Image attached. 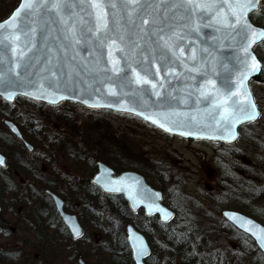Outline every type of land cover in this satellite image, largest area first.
Here are the masks:
<instances>
[{
	"label": "rangeland",
	"instance_id": "obj_1",
	"mask_svg": "<svg viewBox=\"0 0 264 264\" xmlns=\"http://www.w3.org/2000/svg\"><path fill=\"white\" fill-rule=\"evenodd\" d=\"M251 87L260 115L232 144L187 142L132 115L88 111L73 102L50 106L19 98L8 105L0 98V149L9 163V170L0 172V264H80L78 259L105 264L107 254L123 252L114 226L126 241L127 221L110 220L109 198L103 196L95 207L88 186L91 163L99 160L118 170L137 169L155 184L164 180L180 194L173 203H184L187 212H182L202 226L218 227L222 205L242 207L264 221V84L252 82ZM6 119L22 128L36 146L34 154L10 137ZM218 159L224 161V174L212 180L209 169ZM226 182L229 186L221 187ZM47 188L60 194L86 228V241L72 249ZM213 233L219 244L234 241L227 228Z\"/></svg>",
	"mask_w": 264,
	"mask_h": 264
},
{
	"label": "water",
	"instance_id": "obj_2",
	"mask_svg": "<svg viewBox=\"0 0 264 264\" xmlns=\"http://www.w3.org/2000/svg\"><path fill=\"white\" fill-rule=\"evenodd\" d=\"M23 2L24 0H20L12 13L0 23L9 20ZM67 2L73 6L70 9L73 13L72 20H82L81 26L87 35V28L95 22V10L89 7L88 0H67ZM115 2L119 5L120 0H115ZM145 2L156 5L157 22L160 26L168 30L172 25L176 31L186 34L185 38L179 42V49L176 53L183 63L177 61L170 72L161 71L155 77H148L157 84L156 89H152L151 84L140 85L134 82L133 69L141 70V64L138 63L140 61H143V66L147 67V60L153 54L152 49L155 47L153 41L156 39L154 35L151 37L148 35L155 31L151 24L144 25L143 30H140L141 18L136 13H133L136 25L133 28L131 24H128L119 7L117 9L106 7L105 9L108 14L109 28L116 30L110 34L115 36L123 31V26L127 24V34L139 45L133 48L127 39L125 43L117 40L116 43L120 48L128 45L126 51L132 64V67L128 68L125 60L121 59L124 54L114 47L111 59L118 60L117 67L124 69L117 75L113 71H102L105 68L109 70L113 68L108 49L111 41H108L103 48H100L96 42L89 44L81 42L79 45L66 47L68 41L65 39V24L61 22L55 11L42 8L29 21H25L35 29L34 32L29 33L27 39L21 35L20 41L13 43L8 49L0 45V97L7 103H14L18 96L50 105L70 101L88 110H111L136 116L169 135L221 143L234 142L239 137L242 124H249L259 117L260 111L250 82L251 80L261 81L260 70L263 64L254 48L262 40H258L250 49L260 67L245 81L257 115L253 120L242 119L235 125L233 129L236 134L235 139H221L220 133L213 127L215 121L211 119V115L215 112L216 100L202 97L197 89L203 86L206 93L218 94L223 99L226 96V90L238 83L239 73L235 72L236 57L243 55L237 47L239 37L216 24L215 21H212L210 26H206L209 24L207 20L200 22L198 32H190L184 27L187 23L186 9L177 7L182 0H145ZM251 13L248 14V22L254 29L264 31L263 27L256 25L250 19ZM145 18L151 20V17ZM64 20H68L67 13L64 14ZM141 36L143 39L140 38ZM25 44L28 45L27 48ZM22 49L23 56L20 55ZM180 49H183L182 55ZM158 64V60L152 61L153 72ZM46 69L56 71L57 75L52 76L51 72ZM209 80L215 87L208 84ZM50 81L55 83V87H49ZM161 84L163 87H160ZM41 85H43L42 88ZM157 92L159 96L156 95ZM229 103H231L230 100ZM145 116L149 119L146 120ZM165 117L167 121H175V123L166 122ZM216 119H220L219 115ZM153 120L156 123H153ZM161 123H164L163 128L160 127ZM5 126L23 143L28 152H34L35 146L24 137L21 129L13 120H5ZM189 132L192 134L188 135ZM0 161H2L0 167L6 168L7 158L2 152H0ZM97 168L98 171L91 178L92 184L105 194L122 195L133 213H137L142 208L146 216L158 214L164 223H169L175 218V211L163 203L162 191L147 183L142 174L135 171H124L116 175L113 168L101 161L97 162ZM46 193L53 199L54 206L73 239L82 238L85 231L77 214L65 210V202L59 195L51 190H46ZM221 211L228 222L251 237L260 252L264 253V246L253 235L254 231L259 234V230L264 229L263 223L238 210L224 209ZM241 220L252 223H245L241 227ZM126 231L134 263L146 264L145 260L151 253L147 238L133 224H127ZM140 248L146 250L143 256L138 255ZM80 262L84 264L82 259Z\"/></svg>",
	"mask_w": 264,
	"mask_h": 264
},
{
	"label": "snow or ice",
	"instance_id": "obj_3",
	"mask_svg": "<svg viewBox=\"0 0 264 264\" xmlns=\"http://www.w3.org/2000/svg\"><path fill=\"white\" fill-rule=\"evenodd\" d=\"M89 7L95 10V22L89 26L86 30L87 35L83 29L82 20L73 21V13L70 9L73 7L68 4L67 0H24L22 4L19 5L17 11L3 23H0V45H3L5 49L11 47L13 43L20 41L21 35L25 36L27 39L29 33L34 32L35 29L31 28L30 25L26 24L25 21H29L40 9L48 8L50 11H55L59 16L61 22L66 26L65 39L68 41L66 47H71L72 45H79L81 42L89 44L96 42L100 48H103L108 41L111 44L108 45L110 62L113 64L111 70L105 68L102 71L108 72L113 71L117 75L124 71V69L118 68V60L111 59L112 49L115 47L116 50L124 55L121 59L125 60L128 68L132 67L130 62V57L125 45V48H120L117 45V40L121 43H125L127 39L128 43L131 44L133 48L139 47L135 41L131 39V36L127 34V24L123 26L124 30L117 33L115 36L111 35V32H115V29H110L107 20V8L117 9L124 13L128 24H131L133 28L136 27L135 20L133 19V13H136L141 18L140 30H143L144 25L151 24L154 32L149 33V37L155 36L153 43L155 47L152 49V55L149 56L147 60V67L143 66L144 62L140 61L141 70L135 71V83L140 85L151 84L152 89L157 88V84L153 83L148 77H155L159 75L161 71L170 72L171 69L176 65L177 61L181 64L180 57L177 56V49H179V42L185 38L186 34H181L176 31V28L172 25L166 30L164 27L160 26L157 22L156 5L148 4L145 0H120L119 5L115 0H88ZM261 0H182V2L177 5V7H184L186 9L187 15L185 17L187 23L184 27L188 28L190 32H198L201 26L200 22L207 20L210 26L212 21L216 24L221 25L223 28L227 29L229 32L235 33L236 37H239L237 41V47L243 55H238L236 57L237 65L235 67V72L239 73L238 83L233 85L226 90L225 98L221 99L218 94L212 95L206 93L203 86L198 87V91L202 97L206 99H215L216 104L214 105L215 112L211 115V119L215 121L213 125L214 129L220 133L221 139H235V132L233 131L235 125L239 123L242 119L253 120L255 119L257 113L255 112V104L250 98V93L246 89L245 81L248 76L259 69V62L256 60L255 56L252 55L250 49L252 45L257 43L258 40H264V31L254 29L253 26L248 22V14L253 11H258ZM151 10V11H150ZM67 13L68 20H64V14ZM141 13L143 15H141ZM145 17H151V20ZM162 23V20H161ZM27 29V30H25ZM19 33V34H18ZM139 35V32H137ZM143 39V37H140ZM28 45L25 44V48ZM181 55L183 49H180ZM158 53V55H156ZM23 56V49L20 52ZM158 60L159 64L155 68V72L152 71V61ZM50 71L52 76H56V71ZM192 71V69H189ZM213 87L214 84L211 80L208 81ZM43 85H41V88ZM49 87H55V83L50 81ZM160 87H163L161 84ZM235 89V90H233ZM115 95V93H111ZM159 96V93H156ZM11 96V93H9ZM229 100L231 103H229ZM96 106V105H93ZM222 109V111H221ZM219 115L220 119H216ZM145 119L149 117L145 116ZM166 122L175 123V121ZM153 123H156L153 120ZM160 127H164V123L160 124ZM170 130V129H169ZM184 133H182L183 135ZM191 135L192 133H187ZM211 138V137H209ZM2 162V161H0ZM114 190V189H109ZM158 211H162L157 209ZM247 224H251V221H240L241 227ZM257 240L264 246V229L257 232H253ZM145 249L140 248L138 250V255L143 256L145 254Z\"/></svg>",
	"mask_w": 264,
	"mask_h": 264
},
{
	"label": "trees",
	"instance_id": "obj_4",
	"mask_svg": "<svg viewBox=\"0 0 264 264\" xmlns=\"http://www.w3.org/2000/svg\"><path fill=\"white\" fill-rule=\"evenodd\" d=\"M19 1L20 0L0 1V20L6 18L12 12L13 8L18 5ZM251 17L256 24L264 26V0L259 10L254 12ZM255 50L263 62L261 77L262 80H264V41L259 43ZM260 84L263 85L264 81ZM243 127L244 126H242L241 129ZM11 138L14 139L13 137ZM94 169H96V163H91V174ZM0 172L4 173V170ZM222 174H224V172H222ZM34 178L37 179L38 176ZM228 181L230 182L231 180L229 179ZM231 183L234 185L235 182L231 181ZM227 185L229 186V183H222L221 187ZM88 186L92 198H95V200L93 198V201L97 202L95 206L97 207L99 206L98 204L103 201V194L93 185L89 184ZM156 186L163 189L166 204L175 206L176 204L173 203L174 199H177L180 194L176 191L174 192L171 186L168 187L164 180L163 182L159 180ZM49 199L52 203L50 197ZM125 204V201L121 197L111 196L108 205L110 207L109 212L111 213L109 218L110 220H114L113 218H115L121 221L134 222L135 227L147 237L152 249L150 256L146 260L147 264H264V254L259 252L260 250L255 245V242H253L249 236L245 235L244 232H240L225 221L220 214L217 215L219 221L216 224L218 227L213 229L212 225L215 224L202 226L200 222H198V218L190 217L182 213L183 210L181 206H185V204L179 203L176 206L178 218L173 222L163 224L157 221V219H153L150 222H141L139 225L134 221L135 216L129 211ZM222 207L224 208L223 205ZM53 212L61 222L55 209H53ZM247 212L254 216L253 212ZM260 221L264 222L263 219ZM62 226L68 238V241H66L68 243L67 248L72 249L77 243L84 240L86 241L85 238L87 234L81 240H70L68 231L63 224ZM223 228H227L234 233V241L224 244H219L217 242V235H214L215 233L213 232H216L217 229L222 230ZM114 230L118 245L123 243L124 249L123 252L107 254L108 257L105 259V264H130L132 258L128 243L117 233V227L114 226ZM61 244H64V241H62ZM110 252L112 251L110 250Z\"/></svg>",
	"mask_w": 264,
	"mask_h": 264
},
{
	"label": "flooded vegetation",
	"instance_id": "obj_5",
	"mask_svg": "<svg viewBox=\"0 0 264 264\" xmlns=\"http://www.w3.org/2000/svg\"><path fill=\"white\" fill-rule=\"evenodd\" d=\"M181 139V138H180ZM183 140H185V141H187V142H192V143H202V144H204L205 142H207L206 140H191V139H183ZM224 163V161H219V159L216 161V164L214 165V167L215 168H213L212 170H210L209 169V171L211 172V173H209V176L210 177H212V180L215 178V179H217V177L223 172V170H224V167H223V165H225V164H223ZM218 166V167H217ZM219 168V169H218ZM9 170V169H8ZM126 170V169H125ZM122 171H124V170H122ZM5 172H7V170L5 171ZM116 172H117V170H116ZM147 177V176H146ZM149 182L148 183H150V184H152L154 187H156V188H159V189H161L162 191H163V189L161 188V187H158V186H155V184H153V183H151L150 182V179H147ZM216 181V180H215ZM163 193V192H162ZM164 194V193H163ZM165 195V194H164ZM123 198V197H122ZM165 199V198H164ZM0 200H1V197H0ZM125 201V200H124ZM126 203V202H125ZM0 204H1V201H0ZM127 204V203H126ZM125 204V205H126ZM127 207H128V205H126ZM174 211H176V218L175 219H177L178 218V211H177V209H176V205L174 206H170ZM186 207L187 206H181V208H182V210L183 211H185V212H187V210H186ZM128 209H129V207H128ZM1 211H2V206H1V209H0V214H1ZM130 211V210H129ZM183 213V212H182ZM184 214H186V213H184ZM187 215V214H186ZM135 216H137V218H139V219H141V222H150L151 220H153V219H157V221H159L160 222V219H159V217H158V215L157 216H152V217H147L146 215H145V213H144V211L142 210V209H140L139 211H138V213H136L135 214Z\"/></svg>",
	"mask_w": 264,
	"mask_h": 264
},
{
	"label": "bare ground",
	"instance_id": "obj_6",
	"mask_svg": "<svg viewBox=\"0 0 264 264\" xmlns=\"http://www.w3.org/2000/svg\"><path fill=\"white\" fill-rule=\"evenodd\" d=\"M178 193V192H177Z\"/></svg>",
	"mask_w": 264,
	"mask_h": 264
}]
</instances>
